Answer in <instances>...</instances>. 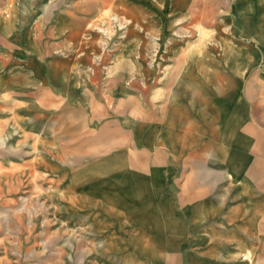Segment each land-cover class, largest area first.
Segmentation results:
<instances>
[{"label": "rangeland", "instance_id": "obj_1", "mask_svg": "<svg viewBox=\"0 0 264 264\" xmlns=\"http://www.w3.org/2000/svg\"><path fill=\"white\" fill-rule=\"evenodd\" d=\"M0 25L11 40L25 31L18 53L0 54V264H264L261 241L208 246L204 213L178 201L181 152L165 128L150 132L170 119L186 141L209 140L194 122L219 114L264 134V0H7ZM141 156L181 227L156 261L109 199ZM222 177L231 200L240 183Z\"/></svg>", "mask_w": 264, "mask_h": 264}, {"label": "crops", "instance_id": "obj_2", "mask_svg": "<svg viewBox=\"0 0 264 264\" xmlns=\"http://www.w3.org/2000/svg\"><path fill=\"white\" fill-rule=\"evenodd\" d=\"M6 1L0 0V9ZM17 1L25 5L40 3V0ZM14 20L24 21L28 20V17L15 15ZM24 33V30H17L16 36L14 35L16 39L11 40L5 26L0 25V54L7 56L18 53L21 35ZM4 66L7 68L9 61L5 62ZM182 118L183 115L179 122L185 120ZM224 119L217 114L212 121L204 118L200 123L194 122L205 136H210L209 140L190 136L186 141L185 132L167 130L175 125L170 119L151 126L150 132L165 128L168 132V142L173 143L174 149L178 148L181 152L182 156L175 157L174 163L186 162L188 169L180 184L178 201L180 204L193 203L194 210H202L204 218L200 228L206 233L208 246L221 247L235 243L243 249L251 250L261 241L264 254V134L251 122L239 118H228L227 121ZM215 122L221 128L220 133L214 128ZM116 133L120 134V138H125L128 131L119 128ZM218 142L221 143L220 146L217 145ZM195 144L201 145L198 151L192 149ZM184 153L187 156H184ZM206 154L218 157L221 167H216L214 161L204 159ZM141 157V167H136L134 157L126 158L137 178L129 183V173L117 171L120 181L125 179L126 182L124 185H114L109 199L115 208L123 210L129 225L139 227L141 252L156 261L161 256L157 248L159 244L176 246L180 243L181 227L177 225L178 220L171 201L165 198L169 195L168 190L159 186L160 180L153 181L148 178V162L144 156ZM155 165L158 167L160 160L157 159ZM225 170L240 183L238 191L231 194V200L238 202V199L243 197L246 209L227 205V201L231 200L230 197L224 198L222 173ZM151 182L156 184L155 190L149 189ZM140 195L142 199L138 201ZM258 226L263 236L261 239L256 237L255 229ZM162 234L163 239L160 236Z\"/></svg>", "mask_w": 264, "mask_h": 264}]
</instances>
